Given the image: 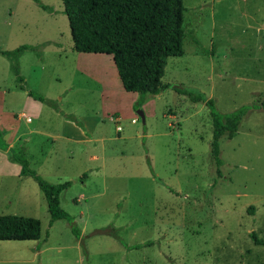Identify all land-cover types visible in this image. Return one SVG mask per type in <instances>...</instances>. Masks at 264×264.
<instances>
[{
    "label": "rangeland",
    "instance_id": "obj_1",
    "mask_svg": "<svg viewBox=\"0 0 264 264\" xmlns=\"http://www.w3.org/2000/svg\"><path fill=\"white\" fill-rule=\"evenodd\" d=\"M181 3L183 53L141 98L121 88L110 54L71 49L60 0H0V51L31 47L16 57L24 90L0 54V129L40 177L69 182L58 204L79 229L75 238L64 219L48 225L37 184L0 150V215L39 222L36 240H0V264L264 262V110L248 108L218 139L216 165L207 105L174 88L221 114L257 105L264 0Z\"/></svg>",
    "mask_w": 264,
    "mask_h": 264
},
{
    "label": "trees",
    "instance_id": "obj_2",
    "mask_svg": "<svg viewBox=\"0 0 264 264\" xmlns=\"http://www.w3.org/2000/svg\"><path fill=\"white\" fill-rule=\"evenodd\" d=\"M60 1L70 29L73 51L110 54L117 78L125 92L138 93L142 98L145 94L155 95L160 91V79L164 74L167 58L183 53L181 0ZM40 6L47 9L41 4ZM25 49L31 47L20 45L13 50L0 51L10 62L18 86L23 90V79L18 74L16 57ZM174 88L187 95L191 101L204 100L207 105L211 118L210 151L216 165L220 164L218 139L222 135L233 136L248 108L264 110L262 98L257 105H242L221 114L215 110L211 99L205 100L200 92L179 85ZM27 94L41 102H47L32 91H27ZM71 121L82 129L81 123L74 117H71ZM5 134L6 131L0 129V150L7 151L8 159L19 166L20 175L29 176L37 184L49 214L48 225L55 220L64 219L73 236L78 238L79 229L73 223V218L58 204V195L69 182L52 184L44 180L29 168L22 146L8 147ZM38 236L37 219L12 214L0 215V240H36ZM251 236L255 243L263 244V241Z\"/></svg>",
    "mask_w": 264,
    "mask_h": 264
},
{
    "label": "water",
    "instance_id": "obj_3",
    "mask_svg": "<svg viewBox=\"0 0 264 264\" xmlns=\"http://www.w3.org/2000/svg\"><path fill=\"white\" fill-rule=\"evenodd\" d=\"M136 113H137V115L140 117L141 122H143V113H142V111L138 109V110L136 111Z\"/></svg>",
    "mask_w": 264,
    "mask_h": 264
},
{
    "label": "crops",
    "instance_id": "obj_4",
    "mask_svg": "<svg viewBox=\"0 0 264 264\" xmlns=\"http://www.w3.org/2000/svg\"><path fill=\"white\" fill-rule=\"evenodd\" d=\"M117 76V75H116ZM122 88V87H121ZM73 123V122H72ZM116 130V129H115ZM32 131V130H31ZM81 131H83V129H81Z\"/></svg>",
    "mask_w": 264,
    "mask_h": 264
}]
</instances>
